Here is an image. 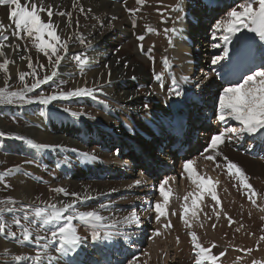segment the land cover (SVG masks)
<instances>
[{"label": "bare ground", "instance_id": "bare-ground-1", "mask_svg": "<svg viewBox=\"0 0 264 264\" xmlns=\"http://www.w3.org/2000/svg\"><path fill=\"white\" fill-rule=\"evenodd\" d=\"M155 1L156 0H151L153 4H155ZM181 1L183 2L184 0H159V11L158 8L156 11L158 13H166L168 11L169 17L172 10L177 4H180ZM187 1H193L192 3H194L197 12H190V18L187 20L184 19L185 22L183 21L184 24L182 23L183 27L181 28L182 33H180L179 36L177 35L176 38L178 40L175 41V45H171L169 43V40L172 38L171 31H165V29L174 28L172 23H170L171 19L165 20V25L160 24V21H157V23L151 21L145 25L142 32L140 31V28H135V22L138 23L140 19L138 11L130 14L126 9H134L132 4L136 2V0H76V3L83 6L85 9L83 13L79 11L78 7H73V0H43V3L45 4H52L54 6L53 11L56 13L59 11L72 13L71 27L68 26L67 17H61L60 15L55 14L51 19L53 23L57 25V31L61 39L67 41V50L78 52L82 57H86L82 62L86 67H89L87 75L79 76L76 73L75 67L73 68L69 60L66 59L63 62L67 57L65 56L59 65L58 75L54 80L49 81L46 84H52L55 79H58L59 77L64 78V75L65 77L68 75L69 79L67 78V80L73 84L72 89L83 88L85 86L98 89L99 91L95 92H100L99 94L102 93L103 100L100 102V99L97 98V106L100 107L101 105L103 108H112L110 111H114L115 118H117L115 121H112L111 124L105 123L106 121L104 119L87 116L85 115V112L78 108L68 109L66 106L64 107L62 104L63 99H58L48 103L49 106L56 109V113L58 114V119H56L53 124L55 127V132L53 134L43 133L41 126H43L42 121L44 120L42 119V121L35 120L36 122H30V129H27L28 131L30 130L41 143L42 136L45 142L61 146H70L84 152L96 149L97 159L103 161L102 164L104 166L108 164L103 175H115H105V179L101 181H93L91 179L92 173L90 171L92 163L88 161L76 165V172L73 175L74 178H71L64 183L65 188L71 191V193H79L81 197H91V199H87L84 203L77 202L82 211L95 210L104 218L102 221L86 224L91 228L88 232L82 229L80 230L81 221L76 220L75 227L77 228L78 234L82 238L87 237V239L83 240L76 252L71 253L74 254V257L71 259V264H127V261H129L128 254H134L135 257L137 250L139 249L130 237L125 238L124 236L121 238L113 234L110 240L93 242L90 238L92 231L97 230L104 233L111 229L113 231L110 232L114 233L116 232L115 230L118 229L122 231L123 235L124 232L128 235L134 233L144 234L145 232H148L149 227L156 224V219L152 212V200H154L153 198L155 195V189H153L152 186L154 182L139 176L131 170V162L130 160H127L128 148L133 147L141 150L143 146H148L149 142L144 140L141 132H148L150 126L155 124V122L166 112L160 96L169 92V89L172 87V84H170L172 83V80L169 77H172V75L166 76L164 74H173L175 80H179L188 86H192V90H197L203 94H211L213 79L220 75L217 71L209 72L207 70L209 66L201 63L199 64L197 73H190L189 60L194 59L193 52L184 46L185 43L182 40H184V37L188 33L200 29L196 23V18H199V20L202 18L204 19L205 16H200L205 14L209 16L216 15L219 9L218 7H220L218 6L219 2L221 1ZM37 2H40V0H37ZM245 2L247 3L249 1ZM147 4L148 3L140 5V9H144ZM207 4H209L208 7H206ZM238 6L239 4H232L230 8L228 7L227 11L232 7L238 8ZM214 9L216 10L214 11ZM200 10L203 11V14L201 15L199 13ZM182 11L180 12L182 13ZM7 15V8L0 6V22L6 20ZM41 15L43 19H48L46 13H42ZM113 16L117 17V19L112 20L111 17ZM77 19L79 20V26L76 25ZM226 19H228L227 15H225L224 20L222 19L219 21H226ZM101 23H103V27H101ZM203 24L205 27L208 25L207 22H204ZM149 29H151V31ZM212 29L214 30V27ZM218 32H222L223 37V29ZM201 33L205 34L206 31H201ZM140 35L145 37L142 42L137 39ZM81 37L85 40V44L80 43ZM28 41L18 42L14 38L10 39L12 47H6L5 52L8 59L10 61L14 60L15 63L9 64V72L7 76H3V78L0 79L2 82L5 83L6 79L8 82L14 80L15 75L20 70L22 71L24 66L28 64V60L21 59V56L26 58L31 57L32 63L39 62L49 66L48 57H46L43 52L39 55L33 53L29 49V47H35V39L34 42L33 39L29 42ZM163 41L165 42L164 44H162ZM211 41H214L213 36ZM249 41L256 45L261 62L264 63V47L261 46V42H259L258 38L254 39L253 33L242 30L241 33L232 37V43L228 45V47L230 48L234 42H237L238 46H241L243 43ZM141 43L145 50L152 49L150 55L155 58L154 63L148 58V55L141 52ZM223 43L222 39L221 45H223ZM210 44L211 45L208 49L212 52L214 51L213 55L215 56L220 48H213V42H210ZM17 46H19L21 50H16ZM163 48H166V54H163ZM61 55L64 56L62 53ZM223 55L224 53L221 56ZM162 58L167 60L168 65L166 64L163 66L165 64V59L162 60ZM53 59H55V57H53ZM125 64H127V67H125ZM178 64H182L181 67L185 71V75H180V72H178L179 68L176 69L174 67ZM105 65H107V67H105ZM109 71L111 73L110 76ZM157 74L162 75V79L159 83H157V80L155 79ZM192 74L194 76H192ZM133 77L135 78L133 79ZM197 84L200 86L197 87ZM161 85H163V87ZM181 85L182 84H179V88H181ZM73 98L75 99V105H79L82 102H90L92 99H89V96ZM144 104H148L149 108L145 109L143 107ZM29 105L37 107L44 104L32 102ZM65 109H67V111H65ZM149 109L152 110L148 115L139 113ZM31 111L33 110L28 112ZM72 113H77L79 115L73 116ZM103 115L104 114L102 113L98 114V116ZM105 117L108 118L107 115H105ZM228 120L232 128H236L237 130L240 128L238 122L230 118ZM10 126L11 125L7 122V119L0 117L1 129L4 130ZM245 135L246 134H243V136ZM235 139L239 140L236 143V145L239 146L242 138L235 137ZM13 142L14 141H12V143ZM12 146L15 149H23L17 141L12 144ZM245 149L251 151L253 150V147L247 146ZM220 150L221 155H226L230 159H235L239 162L242 169L249 177V183L253 186V189H255L256 185L259 187L261 186L260 180L264 186V159H254L239 150H233L227 146L221 145ZM104 153H112L113 157L104 159L102 157ZM211 154L215 155V153ZM191 160L195 161L193 167L198 172L196 163L202 160L198 158ZM16 173H18V171H16ZM23 177L24 176H21L20 179L15 178L10 186L11 188L15 186L14 194H16L19 200L23 202L22 205L41 207L51 203L60 207L63 206L62 197H59L60 200L55 202V192H53L52 189V186L54 184L58 185L60 181L52 182L51 184L44 182L40 186L41 189L39 196H36L34 189L35 184L28 182L26 178ZM136 180H140L141 184L138 186L135 185L134 182ZM181 182L184 186L188 184L184 178ZM0 183L6 188L2 177H0ZM234 187V192L232 193L234 196H230L227 202H221V204L218 205V210L209 214L208 221L203 227L200 226L195 230L188 229L189 231L180 235L179 243H177L176 239H173L174 242L172 244L166 243V255L169 258L167 263L174 261L176 264H195V261L200 259L199 249L194 248L191 238H188L190 232H195L201 246L211 249L212 254H214L218 243L212 239V244L216 246L213 248L210 243H207L208 239L207 242L204 241L206 237H203L204 235L200 234L202 230H208L212 232V234L218 236L222 235L227 239H236L237 233L235 225L233 223L229 226L227 217H231L232 220L233 218H237L241 221L240 224L242 223L244 228L248 229L250 232L254 233L261 230L258 229V227L260 225L262 227L261 217H263V211L260 210V207H264V198L259 197L256 200L257 205L260 207L254 206L249 201L248 192L243 186L239 184V186L235 185ZM73 199L74 197L70 196V201L68 203L72 202ZM243 200H247L250 204H248L247 201L246 203L248 206L251 205V207L247 208L245 207L246 204H244L241 208L240 204H242ZM101 204L109 206L106 208H100L99 205ZM216 206L217 204H213L211 209H215ZM129 208L131 211H129ZM110 209L112 210L109 211ZM132 209L135 210L136 214L140 217L139 225L125 220V217L129 216L133 211ZM216 213H219V217H217ZM181 214L183 215V212ZM178 218L180 219L181 217L179 216ZM213 224L216 225L215 229L212 227ZM110 225L111 227H109ZM258 234L261 233L258 232ZM120 239L123 240L122 243ZM139 239H141V237ZM186 240H189V242L183 243V241ZM109 241L115 242L105 250L104 247L106 246L101 245L100 242ZM158 241L157 244L164 248L163 244L165 242H162L160 238H158ZM166 242H168V240H166ZM173 245H175V247L170 249ZM181 247L182 250L178 252V249ZM188 247L192 249L191 251L194 253L193 257L190 256L191 252L186 251V248ZM248 248L252 249V246L248 245L247 249ZM170 250H173L171 254ZM2 253H7L14 257L15 255H19L22 257L20 260L21 264L26 262V260L23 259L25 257L24 252L17 248L13 243H9L7 239L5 240L0 236V254ZM250 254L254 257L256 255L255 250L254 252L252 250ZM227 261H231V258L228 257ZM148 262L149 264H159L158 259H156L155 262L148 259ZM226 262L224 264H226ZM9 264H11V262H9ZM135 264L147 263L135 262ZM201 264H205L204 260L201 261Z\"/></svg>", "mask_w": 264, "mask_h": 264}, {"label": "rangeland", "instance_id": "rangeland-1", "mask_svg": "<svg viewBox=\"0 0 264 264\" xmlns=\"http://www.w3.org/2000/svg\"><path fill=\"white\" fill-rule=\"evenodd\" d=\"M145 1H146L145 3H148V4L144 9L142 8V10L140 9V5H138L136 2H134L132 4V7L134 9H140V11H138V15H139L140 19H139L138 23L135 22V28H140V31L142 32V29L145 28V25L151 21H154L156 23H157V21H160V24L165 25V20L171 19L170 23H172L174 28L177 29L176 32H171L172 38L169 40V43L171 45H173L175 43V41L178 40L176 37H177V35L179 36L180 33H182L181 28L183 27V24H184L183 21L185 22V20L190 18V12H193V13L197 12L196 8L194 7V3H192L193 1L184 0L183 2L181 1V3H180V5L182 6V9H183L182 13L172 10L171 15L169 16L171 18H169L168 17V11L166 13L164 12L163 15H161L162 12L158 13L156 11L157 8L159 9V0H156L155 4H153L151 2V0H145ZM147 1H149V2H147ZM218 1H221V2H219L218 6H223V7H218V8L219 9L223 8V10L220 12L219 18H218V12L216 13V15L214 14V17H215L214 23L211 25L212 26L211 28H208L206 30V33L209 34L208 40H211V38L213 36V29L212 28L214 27V25L219 20L225 19V15H226V11L228 10V7L230 8L232 4L246 3L245 1H249V0H218ZM254 7H258V5L254 4ZM199 13L201 15V14H203V11L200 10ZM175 15H176V17H175ZM178 17H179V19H178ZM1 22L4 24L5 28L9 30L8 34L10 35V31L12 29H14V24L8 20V15H7L6 20H2ZM173 23H175V24H173ZM176 23H177V25H176ZM204 27H205V25L202 26V28H204ZM161 36H162V34H161ZM216 37L217 38L211 42H213V43L219 42L221 44L222 43V32H217ZM14 39L18 42L19 41L24 42V41H28V40L30 41L31 39H33V42H34V37L29 38L27 36H24L22 39H17V38H14ZM61 40L66 41L65 39H61ZM249 42H251V41H249ZM164 43L165 42L163 41L162 44H164ZM167 43H168V41H167ZM34 44H36V43L34 42ZM29 49L33 53H37L39 55L41 54V51L39 49H37L36 47H29ZM220 49L222 50L221 53H217L216 55H222L224 53L223 47H221ZM61 53L64 55L63 57L67 56L63 60V62L66 59L69 60L71 62V65L73 66V68L75 67L77 75H79V76L87 75V73L89 72L88 71L89 67H86V65L83 64L82 60L78 61L75 59V56H76V54H78V52H71V51L67 50L66 54H64L63 51ZM166 53H167L166 48H163V54H166ZM164 59L165 58H162V60H164ZM2 61H3V58H0V62H2ZM166 64L168 65V63H165L163 66H165ZM40 65H44V64H41L39 62H34L33 68L29 69L28 64H26L24 66V68L22 69V71L20 70L15 75V79L10 80L8 82V84H7L8 91H19L23 88V84L19 80L20 72L28 73L30 71H35L38 74V76L41 78L44 75L51 74V71H52L51 66H48L47 64H45L44 65L45 67L41 68ZM177 66L181 67L182 64H178ZM179 70L183 71V68L181 67V69L179 68ZM181 71H178V72H180V74H182L183 72H181ZM190 73H191V71H190ZM164 75H166V76L172 75V77L171 76H169V77L171 78V80L173 79V74L166 73ZM3 76L5 77L6 74L2 70H0V79H2ZM192 76H194V75L192 74ZM62 78L63 77H59L58 79H55V81L52 82V84L51 83L41 84L34 91L27 92L26 95L28 97H31V98H43V97H47V96L54 95V94L59 96L61 92L67 93V92H69V90H71L73 88V84L69 80H67V78L69 79L68 75H66V77L64 75V78L63 79ZM26 81L29 85H31L32 83L35 82V80L33 79L32 76H27ZM0 82H1L0 87H5V83L2 82L1 80H0ZM156 82L159 83L158 80ZM170 84H172V83H170ZM90 89H93V87H90ZM97 91H99V90L97 89ZM99 93L94 92L95 98L89 97V99L92 98L90 102L89 101L82 102L79 105H75V99L73 97H69L68 99L67 98H59V99L60 100L63 99L62 104L64 107L66 106V108H68V109L78 108V109L82 110L83 112H85L86 113L85 115H87V116H92L93 118L94 117L95 118L100 117L106 121L105 123L111 124L112 121H115L117 118H115L114 111H110V109H112V108H110V107L109 108L108 107L103 108V106H101L100 104H99L100 107L97 106V104H96L97 98L100 99V102L103 100L102 93L101 94H99ZM56 100H58V99H56ZM29 104L30 103L20 102L18 100H16L14 103H11V104L0 103V108H1L0 109V112H1L0 117L7 119V122L11 125L9 128L4 129V130L0 128V133L4 134V135L0 136V177H2V179L4 181V185H8L5 188L0 183V201H4L7 197H12L16 201V208L19 209L22 206H24V205H22L23 202L21 200H19V198L16 196V194H14L15 193V190H14L15 186L12 188L10 187L12 185L11 182L15 178L20 179L21 176H24L28 182H32L35 184L34 189H35L36 196H39V192L41 189L40 186L44 182L51 184L52 182L60 181V183L58 185L54 184L52 186V189L63 188L68 193H71V191H69L68 189L65 188L64 183L67 182L68 180H70L71 178H74L73 175L76 172V168H75L76 165L82 164V163L88 162V161H90L92 163L90 171L92 173L91 179L93 181H101V180L105 179V175L106 176H115V175H110V174L103 175V173L106 171L108 164L106 166H104L102 164L103 161L97 159V150L96 149L84 152V151H80L77 148H73L70 146H61V145H55V144L45 142L44 139L42 138V136H41V139H42V143H41L40 140H38L36 138V136L31 133L30 130L29 131L27 130V129H30V122L32 123V122H36L35 120H39V121L44 120V121H42L43 126H41L43 133L53 134L55 132V127L53 126V124L55 123L56 119H58V114L56 113V109H54V107H52V106H49L48 104L39 105L37 107L29 105ZM30 110H33V111L28 112ZM151 110L152 109H149V110H146L144 112H139V113H143V114L148 115L151 112ZM101 113L104 115L98 116V114H101ZM105 115H107L108 118L105 117ZM127 127H128V125H127ZM245 136H249V135L246 134ZM17 137H24V138H26V140H20V139H17ZM29 140L34 142L37 145H53L56 147H55V150L33 148L29 145V143H27V141H29ZM12 141H14V142L12 143ZM16 141L23 149H20V150L15 149L12 146V144L16 143ZM134 149L135 148H133V147L128 148V154L133 152ZM85 153L88 154L87 158L84 155ZM224 156H226V155H220L217 157H219L220 159L223 160ZM102 157L104 159H109V158L113 157V154L112 153H104ZM228 159L241 167V165L239 164V162L237 160L230 159L229 157H228ZM127 160H129V157ZM196 165L198 167V173L199 174L206 175L216 184L215 190H216L217 195L219 197V200L221 202H227L230 196H234V194H232L234 192L233 187L235 185L239 186L240 183H239V180L234 175H231L228 173L226 167H225L224 171L219 173L217 171V169L209 172L205 168L203 160L196 163ZM21 167H23V168H21ZM12 169H15V171H10ZM16 171H18V173H16ZM183 178L186 180V182H188V184H186V186H184L183 183L181 182V185L184 189L182 201L178 205V208L176 209V211L173 212V213H175V215L171 214L170 219L168 218L166 220V224H168L169 221H172V227L161 228L162 232H160L159 235H157L154 232L153 233L150 232V228L157 226L156 224H153L151 227H149L148 232H145L144 234L134 233V234L128 235L127 233L124 232V235H123L122 231L118 230V229L115 230L116 232H114V233L112 232V234H115L118 237H121V238H123L124 236H125V238L130 237L134 241L133 243L139 248L137 250L136 255H135V257H137L138 259L135 262H144V263L149 264L148 259L153 260V262H155L156 259H158L159 264H166L167 260L169 259L166 255L167 254L166 253V248H167L166 243L172 244L177 237L180 238L181 234H183L186 231H189L188 230L189 228H186L183 221L181 220V218L179 219L178 217L182 216L181 213L183 212V205H185V204L191 205L192 197L190 196L187 201H185L184 197L187 196L188 193H190V192L195 195L197 192L200 191V189L197 188V186L195 184H193L192 179L189 177V174L187 172L184 174ZM226 178H229V179H226ZM260 182H261V186L259 187L256 185V187H255V191L258 194L255 197L256 200L259 197L264 198V186L262 185L261 180H260ZM237 188H239V187H237ZM157 191H158V188H155V193ZM53 192H55V191H53ZM70 196L71 195L65 196L63 193L55 192L54 199H55V202H57L58 200H60L59 197L60 198L62 197L63 198L62 202L68 203L70 201L69 200ZM154 197H155V195H154ZM160 198L163 199V197H160ZM246 201L247 200H243L242 204H240L241 208L244 206V204H246L245 207H247V208L251 207V205L248 206V204H250V203H248V201H247V203H248L247 204ZM156 202H159V200ZM153 203L155 204L154 200H152V212L154 215L155 211L153 208V206H154ZM213 204H216V203H215V201H213L211 199V194L208 192V186H206L204 189L203 196H202L201 200L198 201V209H201L200 211H198L199 221L197 222L196 220H194L192 218L191 210H189L187 215L184 216V218L188 219L189 222L192 224V227L190 228V230H195V229L199 228L201 225L204 226L207 223L209 214L214 213L218 210L217 209L218 204L215 207V209H213V210L211 209V206ZM19 205H21V206H19ZM10 206L11 205H7V204L0 205V207H5V208L10 207ZM34 208H36V206H32V209H34ZM111 210L112 209H110L109 211H111ZM78 211H82L79 203H77L76 208L74 210H72V214L75 215L76 212H78ZM129 211H131L130 208H129ZM205 213L207 215H205ZM165 214H168V213L165 212ZM22 215H23V213L21 211H17L15 213L14 217L12 216V214L0 215V222L8 221L7 230L5 231V233L0 234V236L5 240L7 239V241H9V243H13L17 248H19L21 251H23L25 257H33V256H35V254L37 252V248L35 246V236L36 235L50 236L49 229L51 226H42L40 224H34V223H30V222H26V221L22 220V223L25 224V226L28 227L32 231L33 242L32 243L25 242L22 240V238L18 239V240L13 239L8 234V230L15 231L17 233V236L18 237L20 236L21 229L17 228L16 225L12 221L15 218H21ZM262 216L264 217V211L262 213ZM232 221L234 222L235 230L237 233L236 239H229V238L227 239L222 235L218 236V235L212 234V232H210L208 230H202L200 233V234L204 235L203 237H206L204 239V241L207 242V239H208L207 243H210L212 246L214 245V244H212L213 241L218 243L217 248H215V252H214L215 255L218 256L219 253L223 250L226 253V255L224 257L219 258V260L217 261V264H224L227 261L228 257L231 258V261H227L226 264H252V262L254 260L257 261L258 264H264V240L260 239L261 236H264V226H263L264 219L261 220L263 228L260 225L258 227V229H261V230L257 229L258 231L254 232V233L250 232L248 229H245L244 225L242 223L240 224L241 221H239L237 218H233ZM75 222H76V220L73 221L74 226H75ZM156 222H157V220L155 221V223ZM80 225H81L80 230L82 229V230L88 232V231H90L89 229H91L88 227V225H86L83 222H81ZM240 225H242V226H240ZM180 228L183 230H181ZM237 229H239V231H237ZM109 230L113 231L111 229H109ZM245 232L247 235L245 234ZM258 232L261 234H258ZM250 234H252V235H250ZM136 235H137V237H136ZM139 236L141 237V239H139L140 238ZM187 236H188V234H187ZM158 238H160L162 242L163 241L165 242L163 244L164 248H162L161 246H159L157 244L159 242ZM188 238H191V236L189 235ZM212 239H213V241H211ZM140 240H141V242H140ZM166 240H168V242H166ZM201 240H202V237H201ZM120 241H121V243L123 242V240H121V239H120ZM191 241H192V239H191ZM113 242H115V241L100 242V244L105 245L106 247H104V248L106 250L108 247H110L113 244ZM187 242H189V240L183 241V243H187ZM41 243L42 244L43 243H50V241H42ZM84 245H86V244H84ZM248 245L252 246L253 252L255 250L256 255L254 257L246 251ZM174 247H175V245L171 246L170 249H172ZM181 250H182V247L178 249V252ZM40 251L44 255L45 264H49V261H48L49 256L52 258L51 264H71V261H72L71 259L74 257V254H71V253L68 256H62L53 250L45 251L44 249H40ZM172 251L173 250H170V254ZM25 252H27V253H25ZM16 256H19V255H15V257ZM15 257L10 256L7 253H2V254H0V264H9V262H11V264H21V261H17L15 259ZM128 257H129V260H132L134 258V254H128ZM204 263L209 264V262L206 260H204ZM24 264H30V261H26ZM167 264H176V263L173 261V262H170Z\"/></svg>", "mask_w": 264, "mask_h": 264}, {"label": "snow or ice", "instance_id": "snow-or-ice-1", "mask_svg": "<svg viewBox=\"0 0 264 264\" xmlns=\"http://www.w3.org/2000/svg\"><path fill=\"white\" fill-rule=\"evenodd\" d=\"M136 3L138 5H143L145 0H136ZM254 4H257L258 7H254ZM0 6L7 8L8 20L14 24V29L10 31L9 35V30L5 28L2 22H0V58H3V61L0 62V70H2L7 76L9 72V64L15 63L14 60L10 61L6 57L5 48L12 47L10 39H22L24 36L29 38L34 37L36 41L35 47L43 52L46 57H48L49 66L52 68L51 74L44 75L42 78L39 77L35 71H30L28 73L20 72L19 80L22 82L23 88L19 91H8V80L6 79L5 87H0V103L11 104L18 100L20 102L27 103L39 102L42 104H48L51 101L59 98L82 96L95 98L94 92L97 91V89H90L86 86L83 88H74L67 93L61 92L59 96L54 94L43 98L28 97L26 95L27 92L34 91L41 84H45L54 80V78L58 75L59 65L64 58L61 55V52L63 51L64 54L67 53L68 44L67 41L61 40V37L57 31V25L53 23L51 18L55 14H58L61 17H67L68 26L71 27L72 13L65 11H59L56 13L53 11L54 6L52 4L43 3V0H40V2H37V0H23V2L22 0H0ZM73 7H78L81 13L85 11L83 6L76 3V0H73ZM126 10L130 14L139 11V9ZM182 10L183 9L180 4H177V6L173 9V11L176 12H180ZM42 13H46V16L48 17L47 20L42 18ZM161 15H163V13H161ZM226 15L228 17L226 21H218L214 25L213 38L216 39V33L223 29L224 34L222 39L224 43L221 45L219 42H217L214 43L212 47H223L224 55L213 56L211 59V63L213 65L220 63L221 60L228 57V45L232 43V37L236 36L238 33H241L242 30L253 33L254 39L258 38L259 42H261V46L264 47V0H249L247 3H241L239 4L238 8L232 7L229 11H227ZM111 19L115 20L117 17L113 16ZM76 25L79 26L78 19L76 20ZM101 27H103V23H101ZM149 30L151 31V29ZM165 31L175 32L176 29H165ZM137 39L142 42L145 37L140 35L137 37ZM80 43L85 44V40L82 37L80 39ZM16 50L21 49L19 46H17ZM140 50L141 52H144L146 55H148V58L152 60L153 63L155 62V58L150 55L152 51L151 48L145 50L143 48V44L141 43ZM53 57H55V59H53ZM20 58L27 59L28 68H33L31 57L26 58L21 56ZM75 59L81 61L86 59V57H82L81 54L78 53L76 54ZM165 63H167L166 59ZM40 67L44 68L45 66L40 65ZM105 67H107V65H105ZM125 67H127V64H125ZM110 75L111 73L109 71V76ZM27 76H32L35 82L29 85L26 81ZM134 78L135 77H133V79ZM155 79L160 81L162 79V75L157 74ZM161 86L163 87V85ZM196 86L199 87L200 85L197 84ZM169 93L177 97L182 95L175 78L172 79V87L169 89ZM143 107L148 109L149 105L144 104ZM65 111H67V109H65ZM72 115L76 116L79 114L72 113ZM215 115L221 122L229 118L238 122L240 128L238 130L236 128L225 129L224 131L211 136L209 143L205 148V152L215 153V155H205L206 160L215 162L217 156L221 155L220 146L225 143V140L230 141L233 136L241 138L243 134H247L249 136L264 134V63L250 69L235 83L223 87L222 91L217 97ZM229 133L231 135H229ZM2 135L4 134L0 133V136ZM17 139L26 140L24 137H17ZM27 143H29L31 147L39 149L55 150L56 147L53 145H37L30 140L27 141ZM84 155L87 158L88 154L85 153ZM223 160L225 161V167L228 173L234 175L239 180L240 185L243 186L245 190H247L248 199L252 205L260 207L257 205V201L255 199L258 194L255 189H253V186L249 183V177L244 172V170L236 163L230 161L227 156H224ZM194 164L195 161L191 159H187L183 164L184 171L189 174L193 184H195L197 188L200 189V191L195 195L190 192L184 197L185 201H187L190 196L192 197L191 205H183V215L181 216V220L183 221L185 227L189 229L192 227V224L188 219H185L184 216H186L189 210H191L192 218L197 222L199 221L198 211L201 209H198V201L201 200L206 186H208V192L211 194V199L215 201L216 204H221V201L219 200L215 190L216 184L206 175L199 174L193 167ZM220 166V163L216 162V167L219 168ZM10 171H15V169ZM134 183L138 186L141 184V181L136 180ZM166 184H168V180L164 179L159 184L158 188L160 196L163 197V204L156 202L153 206L156 213L155 219L157 222H159L161 216L165 214V206L169 202L170 191H166ZM5 186L7 187L8 185ZM53 191L63 193L65 196L71 195L74 197V199L70 203L62 202V207L50 203L46 206L36 207L34 209H32V206L29 205H24L19 209L16 208V201L12 197H7L4 201H0V205H11L7 208L0 207V215L12 214L14 217L17 211H21L23 213L21 218H15L12 221L17 228L21 229L20 236L18 237L15 231L8 230V234L13 239L18 240L22 238V240L25 242H33L32 231L22 223V220L34 224H40L42 226H51L49 229L50 236H35V246L37 248L35 256L23 258L26 261H30V264H45L44 255L40 249H44L45 251L53 250L62 256H68L70 253L76 252L83 240L87 239V237L82 238L78 234L77 228L73 223L74 220H79L85 224H92L93 222H99L104 219L95 210L78 211L75 215L72 214V210L76 208L77 202L84 203L87 199H91V197H81L79 193H68L63 188H56L53 189ZM108 206L109 205L105 204L99 205L100 208H106ZM260 210L264 211V207H260ZM172 214L175 215V213ZM205 215L207 214L205 213ZM216 215L219 217V213H216ZM261 219H264V217H261ZM125 220L134 222L137 225L140 223V217L136 214L135 210H133L129 216H126ZM227 220L229 226L234 223L231 217H227ZM7 223L8 221L0 222V234L5 233L7 230ZM109 227H111V225ZM165 227H172L171 221H169ZM201 227H203V225H201ZM212 227L215 229L216 225L213 224ZM237 231H239V229H237ZM156 234H160L159 230H156ZM189 235L191 236L194 248L199 249L200 259H197L195 264H201V261L203 260L208 261L209 264H217L219 258L226 255V253L223 251L219 253V256L212 254L211 249L201 246L195 232H190ZM112 236L113 234L110 231L101 233L100 231L93 230L90 238L93 242H97L102 240H110ZM260 239L264 240V236H261ZM176 240L177 243H179V237H177ZM42 241H50V243L42 244ZM212 247L214 248L216 246L213 245ZM246 251L251 253L252 249L248 248ZM15 259L20 261L22 257L16 256ZM51 259L52 258L49 256V264H51ZM137 259V257H134L132 260L127 261V264H135ZM252 264H258V262L254 260Z\"/></svg>", "mask_w": 264, "mask_h": 264}]
</instances>
